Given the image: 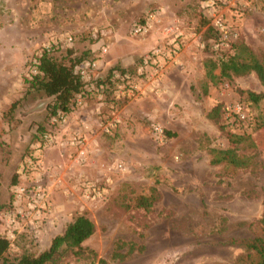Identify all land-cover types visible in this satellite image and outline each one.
<instances>
[{"label": "rangeland", "instance_id": "obj_1", "mask_svg": "<svg viewBox=\"0 0 264 264\" xmlns=\"http://www.w3.org/2000/svg\"><path fill=\"white\" fill-rule=\"evenodd\" d=\"M169 1L175 10L187 6L192 12L191 47L184 43L179 61L150 90L114 103L116 126L110 133L97 129L94 149L77 163L75 151L67 154L62 145V128L47 122V99L31 93L7 111L10 101L21 96L32 55L52 46L57 59L66 58L68 50L70 57H98L101 77L110 66L132 69L161 43L156 42L161 23L143 36L131 35L130 27L145 11L161 6L158 0H0V236L8 240V256L37 254L81 211L95 225L83 246L110 264H238L243 249L227 240L259 232L264 90L253 73L211 83L203 62L225 57L238 41L264 56V0L226 8L225 19L236 33L228 46L206 30L203 0ZM161 27L187 40L176 28ZM101 46L107 47L103 55ZM143 46L149 49L131 64L120 63L119 57ZM247 92H263V97L252 102ZM234 103L241 105L243 118L233 113ZM105 104L98 110L101 115L110 110ZM215 105L220 106L216 123L206 116ZM154 127L176 134L166 138ZM42 131L51 133L53 142L36 148ZM227 132L243 136L234 152L250 157L247 168L210 164V148H233ZM36 151L37 157H31ZM81 181L96 183L103 193L84 199ZM33 182L44 187L46 198L44 205L29 208L28 201L17 202L14 189ZM150 192L155 200L148 210L133 205L136 196ZM18 208L25 212L22 217ZM116 240L133 245L122 259H110Z\"/></svg>", "mask_w": 264, "mask_h": 264}, {"label": "trees", "instance_id": "obj_2", "mask_svg": "<svg viewBox=\"0 0 264 264\" xmlns=\"http://www.w3.org/2000/svg\"><path fill=\"white\" fill-rule=\"evenodd\" d=\"M204 22L206 23V19ZM211 31L213 37L218 34L211 26L206 27ZM53 47H41L34 53L29 61V74L22 78L23 91L21 96L10 101L7 111L14 109L18 102L31 93L47 99L45 102L46 115L49 117L56 110L68 113L76 108L75 95L82 93L84 100L98 94L99 100L106 103L111 102L113 92V82L110 79L112 70H122L123 67L117 65L110 66L104 72L100 80L95 79L85 82L73 71V66L86 56L70 57V51L66 53V58L57 59L52 54ZM231 53L217 60L206 59L203 62L205 77L211 83L222 80H231L235 77L253 73L259 84L264 90V56L254 53L242 41L231 43ZM217 69V73L214 70ZM93 82L97 91L86 92L85 86ZM85 91V92H84ZM247 99L257 102L263 97V92H247ZM7 113V112H6ZM5 113V114H6ZM220 106H213L206 116L215 123L218 122ZM163 137H173L175 132L168 129H161ZM233 148L209 149L210 164H222L233 169H243L249 166L250 157L239 155L234 152L237 145L243 141L242 135L226 133ZM14 182V180H13ZM153 192V189L151 190ZM155 200L153 193L148 195H138L134 198L133 205L144 210H148ZM2 206H0V209ZM259 232L249 238H229L227 243L239 246L243 253L239 254L236 260L238 264H264V207L257 220ZM251 224V223H248ZM95 231V225L87 216L85 211L76 213L68 222L65 223L61 233L54 235L48 246L37 254L21 252L17 256H8V240L0 236V261L1 264H58L74 261L77 264H110L104 258H97L95 253L83 246V242L88 239ZM128 246L127 251H120L124 246ZM133 250L131 242L116 240L115 246L110 253V259H122Z\"/></svg>", "mask_w": 264, "mask_h": 264}, {"label": "built area", "instance_id": "obj_3", "mask_svg": "<svg viewBox=\"0 0 264 264\" xmlns=\"http://www.w3.org/2000/svg\"><path fill=\"white\" fill-rule=\"evenodd\" d=\"M244 0H203L202 1V14L207 20V23L218 34V44L228 46V41L236 36L232 25L225 19V11L227 7H234L237 4L243 3ZM163 10L161 7H153L143 13V15L135 20L130 27V34L133 36H143L151 31L153 27L161 23V15ZM179 33L175 35L167 36L161 43L147 51L142 57H140L138 63L133 66L132 69L112 70L110 79L113 82L112 101L108 103L111 116H102L98 121L99 128L105 132L110 133L111 129L116 126L117 119L113 116L111 109L114 103L122 101H131L144 94V86H155L162 78L164 71L174 66L179 61V54L183 48L184 41L179 37ZM67 41L71 38L67 37ZM48 47V46H45ZM107 51L106 46H101L99 49V55H103ZM98 57H86L73 66V71L79 76V78L85 82L92 80H100L102 77L98 74L99 69ZM85 91L92 93L97 91V88L93 86V82L88 83L85 86ZM84 91V92H85ZM98 95V94H97ZM96 95V96H97ZM98 98L100 96L98 95ZM84 101L82 93L75 95V106H81ZM232 111L239 118H243L241 111V105L234 103L232 105ZM47 122L49 125H55L62 127L67 122V113L56 110L49 117ZM86 127V126H85ZM156 132H161V129L154 127ZM69 144L74 148L75 156L74 162L82 160L85 153H87L86 142L83 135L79 132H73L69 138ZM53 142V137L48 131H42L39 134V140L36 143V148L50 145ZM37 151L31 154V157H37ZM28 164L30 161L28 159ZM36 165V164H35ZM117 168H121V165L116 164ZM81 197L88 200L98 198L103 193V188L96 185L94 182L79 183ZM14 197L17 202L23 200L28 201L27 207L36 208L35 205H44L46 198L45 189L38 183H31L29 185H20L14 189ZM39 205V206H41ZM21 208L16 210V213L21 217L24 215ZM13 219H10V222ZM58 264H73L72 262H64Z\"/></svg>", "mask_w": 264, "mask_h": 264}, {"label": "crops", "instance_id": "obj_4", "mask_svg": "<svg viewBox=\"0 0 264 264\" xmlns=\"http://www.w3.org/2000/svg\"><path fill=\"white\" fill-rule=\"evenodd\" d=\"M177 3L184 4L186 0H174ZM159 6L162 7L163 13L161 15V26H171L176 28L177 31L183 32L186 34V38L184 40V43L186 46L191 47V42H189V36H191V32L189 29V25H191L189 22V19L191 17V11L187 8V6H184V8H181L179 10L173 9L172 3H170L169 0H158ZM159 27L157 31H159L156 42H162L168 35V30L165 29L162 30V27ZM193 36V34H192ZM147 49H149V46L142 47L140 50L134 51V53H131L129 55H124L119 57L120 63L124 65L131 64L134 60V58L142 53H144ZM182 60V59H181ZM183 61V60H182ZM184 61L182 62V64ZM101 67V65H100ZM155 88V87H154ZM150 86L144 87V93L145 90H150ZM92 98V99H91ZM105 101H99L98 95L94 97L90 95L89 99L84 100L81 106L74 107L67 113V122L64 126H62V131L59 132V137L62 139V145L66 148V153L69 154V152H73L74 148L69 144V138L73 132H79L81 135L84 136L85 142H86V149L89 151H92L93 145L92 142H94V133L97 129H99L98 121L99 117L104 116L101 115V111H98L101 105H104ZM105 105L108 106L106 103ZM109 107V106H108ZM104 112L108 115L110 110L107 108L104 109ZM112 112V111H111ZM171 124V123H170ZM86 126V127H85ZM89 148V149H88ZM83 160V159H82ZM82 160L78 161L77 163H82Z\"/></svg>", "mask_w": 264, "mask_h": 264}]
</instances>
